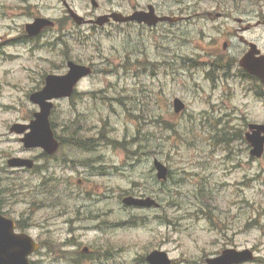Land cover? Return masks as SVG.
Segmentation results:
<instances>
[{
  "label": "rangeland",
  "instance_id": "obj_1",
  "mask_svg": "<svg viewBox=\"0 0 264 264\" xmlns=\"http://www.w3.org/2000/svg\"><path fill=\"white\" fill-rule=\"evenodd\" d=\"M32 1L49 18L64 17L61 1ZM96 1L101 5L99 10L88 0H73L71 4L82 13H100L107 8L104 0ZM109 1L122 5L121 10L132 6L122 0ZM190 30L186 29L184 36H191ZM112 34L124 37L125 43L132 41L129 26H117ZM163 41L161 35L155 39L157 45ZM100 46H92L83 35L68 42L67 53L72 57L89 61L103 51L109 61L97 57L96 74L81 86L84 97L76 98L73 105L59 104L52 117V122L63 125L60 128L65 149L60 159L76 164L71 168L55 165L53 173L43 175L8 168L11 157L34 159L41 153L24 151L20 137L10 128L28 124L38 111L30 102L40 80L36 74L47 68V61L56 62L55 53L20 46L8 49L14 57L10 62L0 57V171H5L8 183L29 185L23 194L18 191L11 203L7 197L2 211L21 221L22 230L42 245L31 259L33 264H78L68 261L65 253L83 247L92 249L94 259L109 251L104 253L103 261L91 259L84 264H135L141 245L155 248L166 237L164 250L174 264H205L207 258L225 248L254 250L262 258L256 264H264V159L251 160L239 143L228 146L226 152L213 144L218 129L199 116L207 108L203 101H210V89H206V98L196 100L191 77L182 75L187 86L182 92L175 78L153 77V68L150 73L143 72L126 57L116 61L119 42L101 38ZM133 49L132 45L126 51L129 57H147L143 50ZM179 51L192 53L193 48L183 46ZM150 61L156 64L157 60L153 57ZM194 79L203 83L200 75ZM163 83H169L170 93L183 95L191 104L187 115L179 117L171 107L161 108L162 103L154 95L162 92ZM242 89L235 86L236 95L229 103L231 111H238L224 119L236 118L235 126L241 129L246 120L264 123V107L246 99ZM220 95L217 91L215 99ZM155 159L169 167L168 182L156 181ZM49 166L53 168L54 164ZM50 175H54L48 180L54 181L49 186L52 198L43 194L44 190L32 189ZM133 193H154L163 207L158 211L124 207L123 199ZM81 195H89L90 199L74 200ZM60 203L68 205L61 208ZM81 206L98 213L77 214L75 210ZM139 224L144 225L142 229ZM68 241L73 245L66 247Z\"/></svg>",
  "mask_w": 264,
  "mask_h": 264
},
{
  "label": "flooded vegetation",
  "instance_id": "obj_2",
  "mask_svg": "<svg viewBox=\"0 0 264 264\" xmlns=\"http://www.w3.org/2000/svg\"><path fill=\"white\" fill-rule=\"evenodd\" d=\"M4 3H7L9 0H0ZM125 2H131L132 6L128 8V10H121L122 5L116 4L114 1L109 2L106 5V9L101 11V13L97 14L95 12L90 13L86 18V20L90 23H96L98 18L103 16H110L113 13H122L125 15H129L135 11L147 12L151 6L154 7L155 13L158 17H164V11L162 7L155 6L152 4L151 0H122ZM212 6L208 13H204V15L212 21V26L210 28L211 34L209 35V44L203 55H205L210 60H217V63L214 67V72H219L221 70V79H232L239 76V62L242 58L248 56L250 51L252 50L251 44H256L258 47V42L253 39H249L250 35L254 33L256 30L264 31V0H211ZM34 4L35 2L31 0ZM17 9V7H9L5 4L0 3V9ZM99 10L100 6L97 7ZM131 11V12H130ZM129 12V13H128ZM185 18V17H184ZM186 19V18H185ZM92 28L98 29L97 26L90 24ZM119 26V24H115L113 22L108 23L107 27ZM127 26H132V28H140L145 29L150 34H157L158 31L164 32L166 27H169L168 22H158L154 28H149L145 25H137L136 23L127 24ZM103 29V28H102ZM6 32H9L7 29ZM3 33H0V35ZM9 34L4 37H0V41H4L5 44L9 43ZM133 50H137L136 48ZM260 51L259 55L264 56V47H258L257 51ZM256 49H254V52ZM176 54V59L178 61H182L185 59V54H180L179 48L174 51ZM257 54H255L256 59ZM231 61L232 65L227 62ZM198 61L197 64H199ZM224 63L229 65H224ZM218 75V74H217ZM247 89L250 91V94L254 98H258V101L261 105H264V81L257 83L256 85L251 86L249 82L246 83ZM249 127V126H247ZM36 163V168L39 169L42 167L40 171H51L50 164H55L56 159H52L47 154H41L40 156L34 159ZM42 163V165H41ZM50 163V164H49ZM36 170V169H35ZM57 186V184L55 183ZM72 187L73 184H70ZM77 193H73L72 196ZM50 198L54 196L53 191L51 190ZM48 198V196H47ZM90 199L89 195H81L75 197L74 200L79 199ZM0 202L1 194H0ZM68 204L64 205L60 203V207L64 208ZM1 212V211H0ZM77 214L84 213L86 216H92L96 212H92L91 210H86L85 206H81L75 210ZM100 213V211H99ZM3 214V213H2ZM5 218H9L6 214H3ZM12 219V218H9ZM99 220V219H96ZM18 224L21 221H17ZM16 222V225H17ZM18 233H24L17 228ZM156 250V249H155ZM151 248V246H143L138 249V254H136L135 262H144L148 255L155 251ZM89 256V254L87 255Z\"/></svg>",
  "mask_w": 264,
  "mask_h": 264
},
{
  "label": "water",
  "instance_id": "obj_3",
  "mask_svg": "<svg viewBox=\"0 0 264 264\" xmlns=\"http://www.w3.org/2000/svg\"><path fill=\"white\" fill-rule=\"evenodd\" d=\"M77 74L78 71L75 70ZM45 112V111H44ZM48 113V111H47ZM43 117V116H42ZM41 117V118H42ZM264 129V128H262ZM252 142L256 146L257 144L262 145L263 140L259 139L258 135L252 138ZM161 169V167H159ZM161 175L163 172H161ZM128 205L135 206H147L149 201H139L128 199L125 200ZM13 224L5 220L0 219V264H29L28 256L39 249L33 241L26 235H14ZM12 233V234H11ZM231 257L227 258V255L217 262H211V264H226V261L237 262L246 261L249 259L247 252L237 253L231 251Z\"/></svg>",
  "mask_w": 264,
  "mask_h": 264
},
{
  "label": "bare ground",
  "instance_id": "obj_4",
  "mask_svg": "<svg viewBox=\"0 0 264 264\" xmlns=\"http://www.w3.org/2000/svg\"><path fill=\"white\" fill-rule=\"evenodd\" d=\"M119 26L122 27V26H127V25L123 23V24H120ZM154 161H157V159H155Z\"/></svg>",
  "mask_w": 264,
  "mask_h": 264
}]
</instances>
